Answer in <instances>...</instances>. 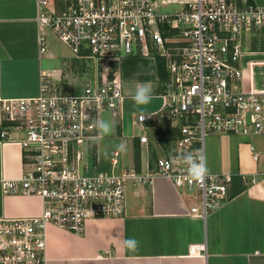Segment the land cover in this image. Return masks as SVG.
Returning a JSON list of instances; mask_svg holds the SVG:
<instances>
[{
  "label": "built area",
  "instance_id": "built-area-1",
  "mask_svg": "<svg viewBox=\"0 0 264 264\" xmlns=\"http://www.w3.org/2000/svg\"><path fill=\"white\" fill-rule=\"evenodd\" d=\"M35 3L39 53H48L47 33L72 56L65 70L40 71L36 97L0 99V143L25 152L21 177L1 180L2 193L36 196L42 204L36 217H0V264H46L48 226L80 235L90 220L124 217L128 185L167 179L196 202L191 212L200 218L224 202L231 179H194L189 167L204 157L207 134L264 135V84L256 87L252 78L264 75V61H254L264 52L246 47L264 30V8L237 0ZM168 6L176 9L159 10ZM150 55L161 59L166 76L156 93L161 107L136 116L141 133L129 144L155 158L142 171L112 150L110 170H101L96 143L104 135L97 122L110 120L106 136H120L123 68ZM252 56L250 76L243 62ZM157 128L168 139L165 147L153 134ZM15 131L20 139L11 137ZM189 154L191 162L184 159Z\"/></svg>",
  "mask_w": 264,
  "mask_h": 264
},
{
  "label": "crops",
  "instance_id": "crops-1",
  "mask_svg": "<svg viewBox=\"0 0 264 264\" xmlns=\"http://www.w3.org/2000/svg\"><path fill=\"white\" fill-rule=\"evenodd\" d=\"M237 1L264 8V0ZM35 17V0H0V99L36 97L42 61L55 59L49 49L45 55L38 51ZM45 37L48 41L51 36L45 33ZM253 39H247L246 47L264 52V41L263 49H256ZM249 61L253 59L243 63L251 76L246 67ZM254 61L262 62L264 56ZM252 78L256 87L264 84V75ZM11 137L20 139L22 134L15 131ZM233 147L239 156L240 145ZM250 147L253 158L255 151ZM231 151L223 157L225 173L214 175L231 179L226 198L205 218L192 214L196 202L167 179L128 185L124 217L90 220L80 235L48 226L46 264H264V167L257 163L244 169L240 156L232 165ZM151 153L144 163L133 162L137 170L144 171L147 162L154 160ZM24 161L19 145L0 143V182L20 178ZM41 209L38 197L4 195L0 183V217L31 218ZM129 238L137 241L134 250L125 244ZM194 246L202 249L191 253Z\"/></svg>",
  "mask_w": 264,
  "mask_h": 264
},
{
  "label": "rangeland",
  "instance_id": "rangeland-1",
  "mask_svg": "<svg viewBox=\"0 0 264 264\" xmlns=\"http://www.w3.org/2000/svg\"><path fill=\"white\" fill-rule=\"evenodd\" d=\"M175 6H168L160 8L161 12H171ZM253 39V38H251ZM251 43L253 48H262L264 38L258 33L256 38ZM48 49L55 54V59L43 60L42 67L44 69L65 70L66 66L64 62H67L71 58V53L54 37H49L47 41ZM153 59L150 56L140 57L133 59V64L124 67V85L123 94L124 99L120 105L119 123L121 126V134L119 137H107L108 133H103V139L96 143L97 156L99 160L98 167L101 170H110V152L112 150L122 151V157L124 165L131 167L134 162V153L130 147L129 141L132 136L141 133V130L133 124L134 119L138 114H145L152 111H157L161 107V100L156 96L157 89L159 87V74L157 71V57ZM255 57L252 56V59ZM163 66V65H162ZM141 83H148L153 88L152 101L148 105L138 106L132 100V96L135 93V89ZM110 122V120H108ZM203 154L206 166L208 168V175H219L218 173H225L227 162H223L224 155L231 151L236 145H240L239 156L242 161L244 169H250L258 163V166L264 167V135L252 136V137H237L232 135L223 134H207L204 137ZM123 144V148L119 145ZM252 146L255 153H259V160L255 162L252 158V153L249 151V147ZM237 148L231 151V164L236 165L237 162ZM228 150V151H227ZM140 159L144 163L147 160V153L142 152ZM235 167V166H234ZM233 170V167H232Z\"/></svg>",
  "mask_w": 264,
  "mask_h": 264
},
{
  "label": "clouds",
  "instance_id": "clouds-1",
  "mask_svg": "<svg viewBox=\"0 0 264 264\" xmlns=\"http://www.w3.org/2000/svg\"><path fill=\"white\" fill-rule=\"evenodd\" d=\"M152 93H153V88L150 84L141 83L135 89V93L132 96V100L138 106L148 105L152 101V98H153ZM97 127L103 133H108L111 131L110 122H108L106 120L98 121ZM119 147L123 148V144L119 145ZM184 159L186 161L191 162L192 161L191 154L185 156ZM189 172L194 179H202L207 174L208 168L206 166V163H205L203 156H201L199 163H194V162L190 163ZM136 243H137V241L134 238H129V239L125 240V244L127 246H129L130 248H132L133 250L135 249Z\"/></svg>",
  "mask_w": 264,
  "mask_h": 264
},
{
  "label": "trees",
  "instance_id": "trees-1",
  "mask_svg": "<svg viewBox=\"0 0 264 264\" xmlns=\"http://www.w3.org/2000/svg\"><path fill=\"white\" fill-rule=\"evenodd\" d=\"M260 34H261L260 35L261 37H264V30H262L260 32ZM132 62H133V60L128 61L126 63V65H125V67H127V65L129 66V65L133 64ZM162 65L163 64H162L161 59H158L157 58V71H158L160 80H164L165 77H166ZM165 132H166V134L169 133L167 130H165ZM162 133H163V131L160 128H157V129L154 130V135H155V137L158 138V141H159L160 145L163 146V147H165V146H167L168 139L163 138L164 136L163 137L161 136ZM150 137H151V135H150ZM133 149H134L133 150V153H134V161H135V165L137 166L140 163V150H139V147H138L137 143L134 144V148ZM154 158H155V153L152 152L150 154V159L153 160Z\"/></svg>",
  "mask_w": 264,
  "mask_h": 264
}]
</instances>
